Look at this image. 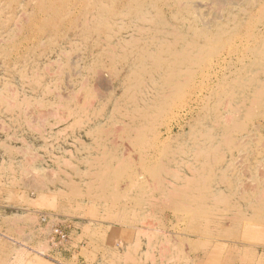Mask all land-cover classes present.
Masks as SVG:
<instances>
[{"label": "rangeland", "instance_id": "374dc122", "mask_svg": "<svg viewBox=\"0 0 264 264\" xmlns=\"http://www.w3.org/2000/svg\"><path fill=\"white\" fill-rule=\"evenodd\" d=\"M213 2L0 0V264H264V0Z\"/></svg>", "mask_w": 264, "mask_h": 264}, {"label": "bare ground", "instance_id": "6f19581e", "mask_svg": "<svg viewBox=\"0 0 264 264\" xmlns=\"http://www.w3.org/2000/svg\"><path fill=\"white\" fill-rule=\"evenodd\" d=\"M206 1H207V0H206ZM213 1H214L213 4H214V3L218 4V7H219L220 5H221L222 7H224L223 5H225V4L223 3V0H213ZM235 1H237L236 3H238V0H235ZM239 2H240V0H239ZM261 2H262V1H261ZM220 3H221V4H220ZM222 3H223V5H222ZM230 3H231V2H230ZM234 3H235V2H234ZM262 3H263V2H262ZM180 4H181V3H180ZM180 4H179V6H180ZM196 4H198V3H196ZM232 4H233V3H232ZM257 4H258V3H257ZM191 5H192V3H191ZM202 5H203V4H202ZM205 5H206V4H205ZM205 5H204V6H205ZM237 5H238V4H237ZM207 6H208V5H207ZM216 6H217V5H216ZM221 6H220V7H221ZM190 7H194V5H193V6H190ZM198 8H199V7H198ZM215 9H216V8H215ZM215 9H214V10H215ZM189 10H190V9H189ZM205 10L207 11L208 8H205ZM212 10H213V9H212ZM195 11H196V10H195ZM205 13H206V12L202 13L201 15H203V14L205 15ZM195 14H196V13H195ZM213 14H214L213 17H216V16H217V15L215 16V13H213ZM196 16H198V15H196ZM210 16H211V15H210ZM201 18H202V17H201ZM217 18H218V17H217ZM198 19H200V18H198ZM213 19H214V18H213ZM220 20H221V19H220ZM205 22H206V21H205ZM200 23H201V22H200ZM207 23H209V22H206L205 24H207ZM211 23H212V22H211ZM213 23H214V22H213ZM209 24H210V23H209ZM196 25H197V24H196ZM197 26H198V25H197ZM201 26H202V25H201ZM206 28H207V26H206ZM209 30H210V29H209ZM202 39H203V38H202ZM202 41H203V40H202ZM184 43H185V42H184ZM69 61H70V60H69ZM51 64H53V63H51ZM69 65H70V64H69ZM56 66H57V65H56ZM66 68H67V67H66ZM56 69H58V68H56ZM70 70H71V69H70ZM45 72H46V71H45ZM84 72H85V71H84ZM46 73H47V72H46ZM76 73H77V72H76ZM48 74H49V73H48ZM48 74H47V75H48ZM74 74H75V73H74ZM85 74H86V73H85ZM50 75H51V74H50ZM64 75H65V74H64ZM73 76H74V75H73ZM77 76H78V75H77ZM104 76H105V75H104ZM57 77H58V76H57ZM64 77H65V76H64ZM58 78H59V77H58ZM65 78H67V77H65ZM97 79H98V78H97ZM97 79H95V80H97ZM64 80L67 81V79H64ZM95 80H94V81H95ZM98 81H99V79H98ZM98 81H97V83H98ZM63 83H64V82H63ZM81 83H82V82H81ZM83 83H84V81H83ZM83 83H82L81 85H83ZM98 84H99V83H98ZM34 85H35V84H34ZM64 85H65V84H64ZM66 85H67V87L70 86V85H69V82H67ZM66 85H65V86H66ZM81 85H80V86H81ZM95 86H96V84H95ZM99 86H100V85H99ZM101 86H102V85H101ZM106 87H107V86H106ZM46 88H47V87H46ZM58 88H59V87H58ZM68 88H69V87H68ZM108 88H109V86H108ZM108 88H107V89H108ZM112 88H113V86H112ZM54 89H55V88H54ZM45 90H46V89H45ZM112 92H113V90H112ZM45 93H46V92H45ZM72 94H73V93H72ZM72 94H71V96H72ZM54 95H56V94H54ZM54 95H53V96H54ZM57 95H59V94L57 93ZM57 95H56V96H57ZM62 95H63V94H62ZM263 95H264V94H263ZM59 96H60V95H59ZM61 97H62V96H61ZM64 97H66V96L63 95V98H64ZM102 97H103V96H102ZM75 98H76V96H75ZM75 98H74V99H75ZM59 100H61V99H59ZM83 105H84V104H83ZM256 125H258V124H256ZM256 125H254V126H255V129H257ZM258 129H259V128H258ZM103 137H104V136H103ZM110 145H111V144H110ZM244 189H246V188H244ZM263 198H264V197H263ZM255 199H256V198H255ZM258 199H259V198H258ZM263 200H264V199H263ZM255 201H257V199H256ZM260 201H261V199H260ZM230 221H231V220H230ZM233 225H234V224H233Z\"/></svg>", "mask_w": 264, "mask_h": 264}]
</instances>
